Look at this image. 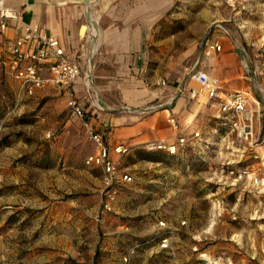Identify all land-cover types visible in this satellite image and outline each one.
<instances>
[{
  "label": "rangeland",
  "instance_id": "1",
  "mask_svg": "<svg viewBox=\"0 0 264 264\" xmlns=\"http://www.w3.org/2000/svg\"><path fill=\"white\" fill-rule=\"evenodd\" d=\"M113 1L42 2L56 12L77 6L84 38L89 25L84 9L91 6L101 27ZM165 1L169 8L157 33L165 40L149 44L148 69L157 70L166 84L197 89L188 73L215 53H206V41L212 25L222 22L251 53L247 64L256 65V94L264 97V0ZM96 54L80 59L77 96L89 117L94 111H126L119 96L97 86ZM178 94L188 100L186 93ZM194 100L186 102L187 113L179 119L184 125L195 109H203L202 96ZM195 122L208 142L186 140L178 154L138 147L120 157V170L133 180L117 186L106 209L102 170L85 164L95 146L70 116L60 89L51 85L23 95L1 71L0 264H264V195L226 178L228 167L252 160L216 120L200 112ZM213 128L227 133L226 139L209 135ZM159 220L165 226L159 227ZM163 237L169 239L165 250L159 249Z\"/></svg>",
  "mask_w": 264,
  "mask_h": 264
},
{
  "label": "crops",
  "instance_id": "2",
  "mask_svg": "<svg viewBox=\"0 0 264 264\" xmlns=\"http://www.w3.org/2000/svg\"><path fill=\"white\" fill-rule=\"evenodd\" d=\"M42 1L50 3L52 0ZM42 1L7 0L6 5L19 10L23 23L37 25L57 38L66 54L73 56L85 41L80 35L77 6H68L56 12L50 10ZM57 1L59 5H63L69 0ZM168 8L169 4L165 0H114L102 17L101 27L99 26L100 36L94 40L97 41V45L92 47V44H85L81 49L80 59L85 55H89L90 58L97 52L96 78L99 81L97 86L107 87L126 105V111L121 113L111 112L103 115L94 111L91 113L93 117H89L93 127L103 135L113 157L115 155L112 149L119 144L127 145L130 152L133 148L145 147L150 141L165 140L175 143L181 136L191 141L192 145L208 142V139H211L208 136H206L208 138H194V134L201 133L203 127L196 124V116L201 112L207 120L211 118L218 122L219 111L216 104L206 96H202L203 109H195L191 114V122L187 125L182 124L179 119L187 113L186 102L188 104L189 101L195 100L190 97L186 100L185 97L180 96L176 92L175 83L168 82L166 86L157 85V80L161 78L160 73L146 66L148 46L151 41L154 40L155 44L160 45L164 43V37L158 38L157 33L158 25ZM19 33L20 25L11 21L5 33L0 34V60L8 55ZM217 33L219 32H213L206 44L220 43L222 50L208 56L197 69L221 80L222 89L219 96L222 99H227L237 90L251 93L253 85L257 84L255 81L257 67L247 64V62L252 63L251 53L248 52L247 66L244 67L240 54L233 45L238 41L234 37L228 38ZM239 64L241 72L238 70ZM104 82L106 86L101 85ZM172 96L174 97L172 102L166 104L168 98ZM150 106L157 108L154 111L140 113ZM108 110L114 109L108 108ZM170 117L177 121L178 130H175L169 122ZM216 131V128L211 129L212 134L209 135L218 137Z\"/></svg>",
  "mask_w": 264,
  "mask_h": 264
},
{
  "label": "built area",
  "instance_id": "3",
  "mask_svg": "<svg viewBox=\"0 0 264 264\" xmlns=\"http://www.w3.org/2000/svg\"><path fill=\"white\" fill-rule=\"evenodd\" d=\"M20 25V33L12 43L8 55L0 60V70L14 79L18 84V92L23 95L32 96L35 91L42 90L48 86H55L63 93L66 106L72 118L79 121L88 139L95 146L96 152L86 157V165H96L102 170L103 195L105 196L104 208L109 209L111 201L115 199L116 189L119 184L131 183L132 176L120 170L119 158L129 154L127 145L119 144L113 147L114 157L111 156L108 146L105 144L103 135L94 127L88 116L89 109H85L80 102L75 89L79 79L82 65L80 63L81 49L85 44H92L95 38L88 31L84 34V43L80 50L73 56L66 54L60 41L49 35L43 28L23 23L19 10L13 6H7L4 0H0V34H4L9 22ZM213 32L231 38L230 31L226 26L217 22L213 25ZM238 50L241 61L246 67L248 52L245 47L237 42L233 43ZM220 43L206 44V53L220 52ZM189 82H194L197 89L188 86H178L177 93H186L191 99L206 96L207 99L216 104L219 111L218 125L227 128L234 137L232 144L242 148V156L251 159L252 162L243 167H228L226 178L230 185H244L264 195V97L256 94L258 85H253V93L245 91H234L227 99H222L219 94L222 82L216 77L209 76L201 69L193 67L188 73ZM157 85L166 86V80L159 78ZM87 95L92 98L87 76ZM170 97L166 104L172 102ZM97 110L101 109L99 104L93 105ZM156 106H150L140 113L156 110ZM175 130L179 129L177 121L169 118ZM217 139L222 142L227 133L216 131ZM195 139L202 138L200 132L194 134ZM185 137H178L175 143L165 140L150 141L146 143L145 149L149 152L165 151L170 154L179 152L185 147ZM207 147V146H206ZM184 224V222H181ZM158 226H165L164 221L159 220ZM169 247V239L163 237L159 240V249L165 250Z\"/></svg>",
  "mask_w": 264,
  "mask_h": 264
},
{
  "label": "bare ground",
  "instance_id": "4",
  "mask_svg": "<svg viewBox=\"0 0 264 264\" xmlns=\"http://www.w3.org/2000/svg\"><path fill=\"white\" fill-rule=\"evenodd\" d=\"M106 3H107V0H106ZM90 7L84 9L85 13L89 16V20H88L89 25L87 26V29H88L89 33L93 34L95 37H99L101 31H100V27H99V23H98V18L93 14V12L90 11ZM93 53L94 52H92V54Z\"/></svg>",
  "mask_w": 264,
  "mask_h": 264
},
{
  "label": "trees",
  "instance_id": "5",
  "mask_svg": "<svg viewBox=\"0 0 264 264\" xmlns=\"http://www.w3.org/2000/svg\"><path fill=\"white\" fill-rule=\"evenodd\" d=\"M149 152V151H148ZM153 152H161V151H153ZM179 152H176L175 154H178Z\"/></svg>",
  "mask_w": 264,
  "mask_h": 264
}]
</instances>
